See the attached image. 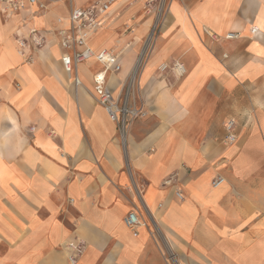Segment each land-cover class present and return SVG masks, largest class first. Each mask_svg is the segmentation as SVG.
<instances>
[{"label": "crops", "instance_id": "1", "mask_svg": "<svg viewBox=\"0 0 264 264\" xmlns=\"http://www.w3.org/2000/svg\"><path fill=\"white\" fill-rule=\"evenodd\" d=\"M39 1L45 13L0 6V264H69L75 240L77 264H264V0H174L163 17L116 0L88 46L117 55L107 87L145 113L123 134L93 98L102 65L78 64L74 87L60 62L69 11L96 0ZM30 27L46 44L25 61Z\"/></svg>", "mask_w": 264, "mask_h": 264}, {"label": "built area", "instance_id": "2", "mask_svg": "<svg viewBox=\"0 0 264 264\" xmlns=\"http://www.w3.org/2000/svg\"><path fill=\"white\" fill-rule=\"evenodd\" d=\"M57 2L59 0H53ZM116 0H96L88 8H73L69 11L68 17L66 19V29L58 30V46L62 51L60 57V62L62 64L63 70L74 87L81 85L80 79L76 76V69L78 64L86 62L90 59H94L100 65H102L103 70L97 72L93 75V98L96 102L104 108L109 120L115 122L118 126L120 134L126 129L129 121L138 119L145 116L144 112L137 111L133 108L126 106V100H121L120 96L115 97L112 91L107 87L106 74L109 72L117 73L120 69V64L117 55L111 52H100L95 53L88 46V41L103 27L107 13L110 6ZM136 2H142L145 13L151 14L153 11L156 15L161 17L167 14L169 5L174 0H135ZM37 6L39 10L45 11L46 5H43L39 0H0L1 13L6 17L13 15L15 12L24 9L26 6ZM63 18L56 20L57 25H61ZM27 34L17 35L16 46L18 48V54L26 59V52L33 49H40L46 44V33L37 30L34 27L28 29ZM253 33L256 32L255 29L252 30ZM213 41H217L218 37L213 34H209ZM237 34H227L224 36V40L235 39ZM159 70L161 72L166 70V66H160ZM171 70L175 71L179 77L183 75V67L179 63H174ZM235 121H229L224 125V130L226 138L224 140L225 146H232L237 140V135L235 134ZM33 129H30L32 131ZM175 175H171L164 179L163 186L173 188L175 185ZM223 178L220 176L212 180V186L214 188L219 187L222 184ZM174 196L179 200H183L179 190L174 189ZM124 226L127 229L132 230L134 233L136 228L141 225V221L137 214L134 212H129L127 217L123 220ZM66 252V261L69 264H77L78 258L81 256L85 249L84 242L80 240H75L68 242L64 246Z\"/></svg>", "mask_w": 264, "mask_h": 264}, {"label": "rangeland", "instance_id": "3", "mask_svg": "<svg viewBox=\"0 0 264 264\" xmlns=\"http://www.w3.org/2000/svg\"><path fill=\"white\" fill-rule=\"evenodd\" d=\"M60 1V0H59ZM45 3H49L48 1H46ZM70 2L69 1H65L63 4L62 3H60V4H58L57 6H56V9H55V13H53V14H50L49 16H50V18H56V17H58V16H61V14L64 12V10L66 9V8H69L70 7ZM41 11V10H40ZM45 11H47V9H45ZM45 11H41V13H45Z\"/></svg>", "mask_w": 264, "mask_h": 264}]
</instances>
